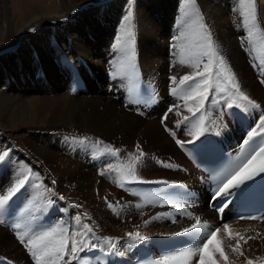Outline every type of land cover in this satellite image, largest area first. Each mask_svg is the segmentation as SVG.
I'll return each mask as SVG.
<instances>
[{"label": "bare ground", "instance_id": "bare-ground-1", "mask_svg": "<svg viewBox=\"0 0 264 264\" xmlns=\"http://www.w3.org/2000/svg\"><path fill=\"white\" fill-rule=\"evenodd\" d=\"M230 1L195 0L193 6L187 0H0V154L8 152L0 161V194H7L18 173L31 170L28 183L0 216V264H34L16 239L24 229H14L15 223L33 231L59 225L69 235L88 224L93 231L76 237L87 245L78 253L102 248L126 261L148 247L161 257L203 239L183 232L195 223L188 212L206 220L209 230L221 229L217 237L228 259L217 254L218 264H264V222L229 221L228 237L209 207L207 176L176 143L194 141L188 132L200 115L207 131L197 140L216 136L233 147L246 130L260 129L264 38L253 29L249 41L239 0ZM257 18L264 30V0H257ZM199 23L207 26L240 90L260 102L259 108L227 107L231 102L225 94L232 89L228 73L217 76L214 61L206 74L211 75L207 99L195 116L188 111L200 104L199 95L188 97L205 77L183 85L180 78L203 72L209 57L201 58L199 69L179 61H191L201 51ZM126 25L131 37L123 34ZM138 72L145 81L143 94L134 91L132 78ZM116 94H121L119 102ZM231 110L238 112L235 119ZM137 145L144 152L137 166L139 180L187 182L193 194L175 197L164 183L124 181L119 187L122 171L138 154ZM107 147L119 152L107 153ZM129 232L147 239L130 240ZM104 237L115 238L116 247ZM237 240L239 250L233 251ZM198 260L199 254L190 264ZM69 261L70 254L59 260L45 257L39 264Z\"/></svg>", "mask_w": 264, "mask_h": 264}, {"label": "snow or ice", "instance_id": "snow-or-ice-1", "mask_svg": "<svg viewBox=\"0 0 264 264\" xmlns=\"http://www.w3.org/2000/svg\"><path fill=\"white\" fill-rule=\"evenodd\" d=\"M191 5H195V0H187ZM240 3V15L243 17V25L248 30L249 41L251 42V38L253 36V29L260 33L261 37L264 38V30H261L258 18H257V0H239ZM130 21L131 19V11L126 18ZM202 20V17H198V21ZM199 28L203 32V43L198 45L201 49L198 53L195 54L194 59L191 61H186L181 59L179 61L180 64H188L193 69H199L201 58L204 56L209 57L208 62L204 64V71H194L191 74L184 75L180 78V84L183 85L187 81H194L196 77H205V79L201 80L199 84H196L195 87L192 88V92L189 95V99L193 98L195 95L200 96V104L197 109L194 111L192 108H188L189 112H192L193 116L196 115V112L199 111V108L203 106V102L207 99V93L211 88V75H206L211 73L212 66L214 61L216 62L217 72L216 75L219 76L222 72H227L228 75L226 77L228 84L234 89L235 94L239 96V98L243 101H246V105L237 104L236 107H242L247 110L248 106L252 108H259L260 105L257 104L254 100H251L247 95H245L241 90L239 83L236 82L235 75L231 73L230 68L227 65L226 58L221 54L218 46H216L213 42L212 35L209 31H207V26L203 23H199ZM124 36L131 37L132 32L130 28L126 25L124 29ZM183 35V33L181 34ZM180 39V37H177ZM264 71V68H262ZM176 77H171L173 83L176 82ZM264 83V80L261 81ZM201 85H204L202 91H197L200 89ZM175 89H173V93H175ZM220 91H225V89H220ZM231 95V93H229ZM131 102H139L138 100H133ZM228 108H232L233 104H227ZM172 111V109H169ZM179 115V113H177ZM167 118V117H165ZM185 121L189 120L188 116L183 117ZM260 123L257 124V128H260L261 132H264V114H261L259 117ZM205 117L204 115H200L199 119L192 125V130L188 132L189 136H192L194 140L200 138V136L204 135L207 131V128L204 126ZM167 130V129H166ZM170 131V130H169ZM173 137H175V133L171 132ZM248 139L243 141L244 145H248L252 138L256 135H259L256 132V128H253L248 132ZM87 138L80 141L84 143ZM97 144L102 143L101 141H97ZM178 145L183 146L184 143H192V141H182L176 140ZM243 148V145H242ZM138 154L133 157V159L129 162L126 168L122 171L121 178L117 181L119 187L123 188L125 186L124 181L128 183L132 182H140V183H169L167 181H142L139 180L137 176V166L141 163V158L144 156V152L137 145ZM107 153L116 155L119 152V149H113L111 147H107L105 149ZM264 144H262L258 150H256L250 157L246 160H243L240 164L236 166L231 172L228 173L226 178H224L216 187L215 191L212 193L211 199L216 201L217 199L223 200V203L217 208V211L223 213L225 208L228 206V201L225 199L232 195L233 189H240L242 185H246V182L254 180L258 176H262L264 174ZM8 156V152L5 151L3 154H0V161H4ZM170 167V165H167ZM29 174L18 173L17 179L14 184H12L7 189V194H0V216L3 215L6 206L9 204V201L28 183L30 179L31 170H28ZM264 178V177H262ZM53 183H55L53 181ZM63 199V197H61ZM109 208H112V204H108ZM139 207V205H137ZM27 211V209H26ZM86 215V214H85ZM189 218L195 219V223L191 225L190 228H185L183 230L184 233L187 234H195L198 236H202L203 239L199 241V243L195 244L193 247H187L179 251H175L172 253H168L162 255L158 260H154L151 264H190V261L193 257L199 254V260L197 264H218V261L213 257L215 255H219L225 261H227V256L225 255L224 248L222 246V241L217 237V234L221 231L219 227L215 228V230H209V224L205 220L201 222V218L199 216L193 217L192 213H186ZM240 219H245V217H240ZM247 219H259L258 217H247ZM3 219H0V223H3ZM77 224H80V217H76ZM149 221H145L147 224ZM14 229H24L23 231H18L16 233L17 239L20 241L22 245H24L30 252V254L39 262L43 260L45 257L53 258V260L63 259L66 255H71L72 259H77L78 251L83 250L86 247V243L81 240L78 241L76 239L77 236H86L87 233H91L93 230L89 227L88 224H83L82 228L84 231L82 232H73L69 235V230L62 226L51 227L46 230L41 231H33L31 228H25L24 223H15L12 225ZM223 228L225 231L229 232V237L232 238L231 230L228 224H224ZM127 236L130 240L135 241H143L147 239V237L141 235L139 232H129ZM215 238V243L213 240ZM242 238V237H241ZM113 237H104V241L109 244L112 248H115L116 245L113 244ZM247 242V241H245ZM70 244V247H69ZM95 247V245H92ZM239 240H237L236 247H234L233 251L239 250ZM207 250V251H206ZM243 255V253H241ZM70 264V261L68 262ZM247 264H253L252 260H248Z\"/></svg>", "mask_w": 264, "mask_h": 264}, {"label": "rangeland", "instance_id": "rangeland-1", "mask_svg": "<svg viewBox=\"0 0 264 264\" xmlns=\"http://www.w3.org/2000/svg\"><path fill=\"white\" fill-rule=\"evenodd\" d=\"M232 1H237V0H232ZM232 1H230V2H232ZM87 4V3H86ZM79 13L78 11H75L74 12V14L75 15H77V14ZM35 26V25H34ZM138 74V73H137ZM136 78V77H135ZM132 78L133 80H136V83H138V80H139V78ZM133 84H135L134 82H133ZM264 83H262V85H263ZM264 86V85H263ZM232 90V89H231ZM230 89L228 90V92L225 94V96L227 97V99L230 101V92L229 91H231ZM232 91H234V89L232 90ZM118 95H120V97H121V94H118ZM246 95V94H245ZM251 100H254L251 96H249V95H247ZM233 97H234V99L236 100V101H241L239 104L240 105H246V101L244 102L243 100H241L240 98H239V96L238 95H236L235 94V92H234V94H233ZM116 100V99H115ZM121 100V99H120ZM235 100H234V102H235ZM117 102H119L118 100H116ZM243 101V102H242ZM255 101V100H254ZM257 104H260L261 105V103L260 102H257V101H255ZM245 103V104H244ZM264 114V113H263ZM165 124V123H164ZM162 127H163V124H162ZM79 135H81L80 133H79ZM177 137H179L178 135H177ZM180 138V137H179ZM180 139H182V138H180ZM183 140V139H182ZM226 141V140H225ZM228 142V141H227ZM232 147V146H231ZM80 155V154H79ZM81 156H83V154L81 155ZM10 163V162H9ZM13 163V162H12ZM195 196V195H194ZM181 202H182V200H181ZM184 204H185V202H183ZM188 203V202H187ZM2 225V224H1ZM3 226V225H2ZM213 228V227H212ZM211 228V229H212ZM10 231H12V230H10ZM16 237V236H15ZM17 239V238H16ZM18 242H19V240H17ZM9 262H12L11 260H9ZM15 263V262H14Z\"/></svg>", "mask_w": 264, "mask_h": 264}]
</instances>
